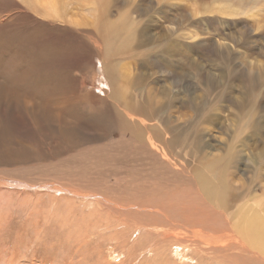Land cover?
Here are the masks:
<instances>
[{"label": "rangeland", "instance_id": "1", "mask_svg": "<svg viewBox=\"0 0 264 264\" xmlns=\"http://www.w3.org/2000/svg\"><path fill=\"white\" fill-rule=\"evenodd\" d=\"M52 1L0 0V264H264V0Z\"/></svg>", "mask_w": 264, "mask_h": 264}, {"label": "bare ground", "instance_id": "2", "mask_svg": "<svg viewBox=\"0 0 264 264\" xmlns=\"http://www.w3.org/2000/svg\"><path fill=\"white\" fill-rule=\"evenodd\" d=\"M29 1H31V0H29ZM40 1H41L42 5L47 10H50L52 12L53 15H55V16L58 15L57 14V7H56V5H58V4L56 2H54L52 0H50V2L48 0L47 1L46 0H40ZM92 4H93V6L95 5L94 1ZM81 23H83V22H81ZM78 24H80V23H78ZM116 34H118V33H116ZM199 182H200V180H199ZM222 182L229 185L227 188V192L220 198V202L223 203L224 205H226L227 199H229L230 197L233 196L231 194L232 193V186H231L230 180L225 181L224 179H222ZM201 185H202L201 187L203 189L204 194L208 197L213 198L214 197L213 190H215L214 187L212 185L206 183L205 181H202ZM210 191H212V193ZM261 209L264 210V208H261ZM261 209H259V205H243V206L238 207L236 211L230 212L229 213V219L231 222V232L227 233V231H226L227 236H224L225 238H223V239L227 242V244L229 243L228 247L235 248L234 246H236L240 249V251H246L249 254L252 253L253 254L252 256H255L256 259L261 258L262 261H264V219L260 216ZM92 244H94V243H92ZM223 248H224V246H223ZM80 249H82V248H80ZM224 249H226V248H224ZM241 256H239V257H241ZM9 264H13V263H9Z\"/></svg>", "mask_w": 264, "mask_h": 264}, {"label": "crops", "instance_id": "3", "mask_svg": "<svg viewBox=\"0 0 264 264\" xmlns=\"http://www.w3.org/2000/svg\"><path fill=\"white\" fill-rule=\"evenodd\" d=\"M255 205V204H254ZM257 205V204H256Z\"/></svg>", "mask_w": 264, "mask_h": 264}]
</instances>
